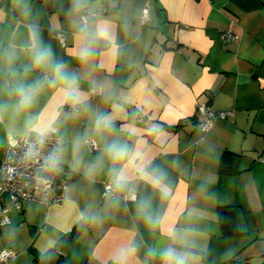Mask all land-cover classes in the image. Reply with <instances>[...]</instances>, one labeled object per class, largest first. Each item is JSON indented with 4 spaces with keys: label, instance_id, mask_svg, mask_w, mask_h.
I'll return each mask as SVG.
<instances>
[{
    "label": "crops",
    "instance_id": "0c3cea01",
    "mask_svg": "<svg viewBox=\"0 0 264 264\" xmlns=\"http://www.w3.org/2000/svg\"><path fill=\"white\" fill-rule=\"evenodd\" d=\"M255 2L0 0V162L10 137L55 126L68 178L62 200L8 204L0 248L16 256L0 264H34L31 250L80 224L59 264L264 258V5ZM101 5L84 32L80 12ZM199 100L233 114L204 132ZM108 178L115 196H103ZM131 186L136 199H122ZM220 206L238 234L223 235Z\"/></svg>",
    "mask_w": 264,
    "mask_h": 264
},
{
    "label": "built area",
    "instance_id": "2783aa9c",
    "mask_svg": "<svg viewBox=\"0 0 264 264\" xmlns=\"http://www.w3.org/2000/svg\"><path fill=\"white\" fill-rule=\"evenodd\" d=\"M101 5L92 8L86 6L79 14L82 30L85 32L87 22L95 17L99 11H106ZM148 18V6L141 10L139 22L144 24ZM61 46L66 44L68 34L58 30L54 33ZM229 38H236L230 30L225 33ZM93 96L102 94L100 87L92 89ZM66 106L76 108L75 102L69 97ZM233 109H215L205 100L197 102L195 117L202 131H208L217 119H225L233 114ZM140 120H146V114H140ZM87 146L94 150L97 142L93 137L84 139ZM49 148L46 149L45 146ZM63 139L58 135L55 126H49L43 132H26L20 136L10 137L3 146L0 162V226L10 223L8 204H19L22 200H34L49 203L62 200L68 192V178L62 167ZM10 194V202L4 204L1 193ZM103 196H115V179L108 178L103 182ZM122 199H136V189L131 186L122 195ZM16 252L8 246L0 248V261L14 258ZM163 264H168L163 260Z\"/></svg>",
    "mask_w": 264,
    "mask_h": 264
},
{
    "label": "trees",
    "instance_id": "16d2710c",
    "mask_svg": "<svg viewBox=\"0 0 264 264\" xmlns=\"http://www.w3.org/2000/svg\"><path fill=\"white\" fill-rule=\"evenodd\" d=\"M259 5H264V0H261ZM255 3H258L257 0ZM229 156V154H227ZM227 157L222 158L221 168L225 169V164L228 163ZM218 215H219V223L221 226V230L224 236H231L236 235L239 233V230L236 226L235 216L234 213L231 212L225 206H220L218 208ZM82 229V225H78L74 227L71 231L65 233L61 238H59L55 244L49 248L48 250L39 253V252H32L33 253V262L34 264H59L64 252L69 248V246L73 243V241L77 238L78 234ZM218 264H264V258L258 263H251L248 261H243L239 258L233 257L227 260H224Z\"/></svg>",
    "mask_w": 264,
    "mask_h": 264
},
{
    "label": "clouds",
    "instance_id": "9594fccd",
    "mask_svg": "<svg viewBox=\"0 0 264 264\" xmlns=\"http://www.w3.org/2000/svg\"><path fill=\"white\" fill-rule=\"evenodd\" d=\"M45 59V54H40L36 57V63L40 64L43 62V60ZM59 71V68L57 69ZM30 103V96L28 95V93H22L21 95V100H20V104L21 106H27ZM114 153L116 156H122L123 152L119 149H113ZM169 256L171 257L172 254L169 253ZM175 264H184V260L182 257H176L175 258Z\"/></svg>",
    "mask_w": 264,
    "mask_h": 264
},
{
    "label": "water",
    "instance_id": "95a60500",
    "mask_svg": "<svg viewBox=\"0 0 264 264\" xmlns=\"http://www.w3.org/2000/svg\"><path fill=\"white\" fill-rule=\"evenodd\" d=\"M1 197L4 204H8L10 202V194L7 191L2 192Z\"/></svg>",
    "mask_w": 264,
    "mask_h": 264
}]
</instances>
